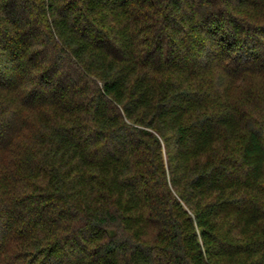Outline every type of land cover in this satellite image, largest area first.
Returning a JSON list of instances; mask_svg holds the SVG:
<instances>
[{"label": "trees", "instance_id": "obj_1", "mask_svg": "<svg viewBox=\"0 0 264 264\" xmlns=\"http://www.w3.org/2000/svg\"><path fill=\"white\" fill-rule=\"evenodd\" d=\"M0 264H264V0H0Z\"/></svg>", "mask_w": 264, "mask_h": 264}]
</instances>
